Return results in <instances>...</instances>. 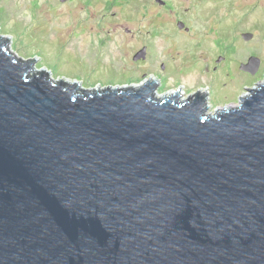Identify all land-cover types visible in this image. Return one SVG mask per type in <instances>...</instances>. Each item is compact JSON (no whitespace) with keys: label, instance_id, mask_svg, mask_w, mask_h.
Masks as SVG:
<instances>
[{"label":"water","instance_id":"water-1","mask_svg":"<svg viewBox=\"0 0 264 264\" xmlns=\"http://www.w3.org/2000/svg\"><path fill=\"white\" fill-rule=\"evenodd\" d=\"M9 43L0 264H264V83L209 115L148 81L55 80Z\"/></svg>","mask_w":264,"mask_h":264},{"label":"flooded vegetation","instance_id":"flooded-vegetation-1","mask_svg":"<svg viewBox=\"0 0 264 264\" xmlns=\"http://www.w3.org/2000/svg\"><path fill=\"white\" fill-rule=\"evenodd\" d=\"M223 1L233 11L235 0H0V35L5 23L14 21L9 29L18 34L48 35L53 41V36L65 37L63 43L71 40L79 53L102 54L114 44L138 82L147 80L158 95H178L179 101L196 103L212 115L236 109L244 97L234 66L227 67V78L219 75L235 52L233 42L222 45L217 21ZM196 74L210 76L208 88L202 79L193 85L185 81ZM242 89L251 90L247 84Z\"/></svg>","mask_w":264,"mask_h":264},{"label":"rangeland","instance_id":"rangeland-1","mask_svg":"<svg viewBox=\"0 0 264 264\" xmlns=\"http://www.w3.org/2000/svg\"><path fill=\"white\" fill-rule=\"evenodd\" d=\"M22 1L27 2V0ZM231 3L234 7L233 11L227 8L225 1L222 2L219 8L221 17L217 22L222 31L223 47L233 42L234 45L230 49L235 52L229 59L230 62H225L221 66L222 72L219 75L222 76V79L227 78V67L234 66L233 71L237 75L234 72L233 75L238 80L240 96H244L248 94V90L242 89L243 85L247 84L248 89H254L264 83V0H235ZM20 15H24V11L19 13L18 20H20ZM3 22L4 18L0 10V23ZM12 22L5 23L6 29L1 33L11 40L12 45H9L12 52L25 60L36 59L35 67L47 70L55 80L79 82L86 90L131 87L147 81L138 82L139 78L133 74L131 65L120 56L114 44L102 54L79 53L71 48V40L63 43L66 41L65 37L59 39L53 36V41L48 35L18 34L9 29ZM236 33L239 38L234 40L233 35ZM244 33L253 35V42L249 44L250 46L240 39ZM117 44L118 42H116ZM250 57L260 59V66L254 75L248 77L242 72L240 66L247 64ZM198 76L200 74L187 77L185 81L189 85H193L202 79V86L208 88L210 76Z\"/></svg>","mask_w":264,"mask_h":264}]
</instances>
